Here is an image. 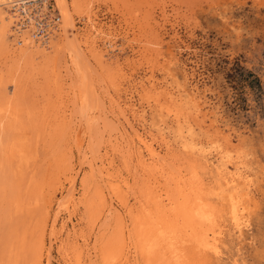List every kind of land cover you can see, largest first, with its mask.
<instances>
[{
	"label": "rangeland",
	"instance_id": "obj_1",
	"mask_svg": "<svg viewBox=\"0 0 264 264\" xmlns=\"http://www.w3.org/2000/svg\"><path fill=\"white\" fill-rule=\"evenodd\" d=\"M67 1L68 33L56 0L0 5V264L161 263L146 248L156 227L205 228L191 208L198 188L214 202L218 147L248 164L247 224L226 223L219 256L186 242L188 253L196 264H264V0ZM43 18L45 42L31 36ZM150 85L190 90L186 113L213 152L182 148ZM13 142L31 167L19 170Z\"/></svg>",
	"mask_w": 264,
	"mask_h": 264
},
{
	"label": "bare ground",
	"instance_id": "obj_2",
	"mask_svg": "<svg viewBox=\"0 0 264 264\" xmlns=\"http://www.w3.org/2000/svg\"><path fill=\"white\" fill-rule=\"evenodd\" d=\"M32 1H37V0H0V5H4V6L8 7L9 11L11 8L18 9L19 6L20 7L23 6V8H25V10H26V6L29 4V2L31 3ZM56 1H57L56 3H58V5H59L58 6L59 12H60L62 18L64 19L65 32L68 33V30H70V28H72V26L74 25L73 24L74 22L72 19V14H71L72 12H70V5H69L67 0H56ZM5 13L7 14V12H5ZM5 13L3 15L0 14V22L3 20H6L5 17H3L5 15ZM11 13H15V11H12ZM10 14L7 16L11 17ZM16 17H15V20L17 19ZM29 18L31 19L30 22L34 20L31 18V16ZM10 20H8V21H10ZM59 20H61V17H59ZM29 23H24V24L29 27L30 26ZM24 24H23V26H24ZM49 33L50 32L48 31L47 35ZM35 34L37 35L36 31H34V28H33V31L31 34L32 38H34L35 40L45 42L46 39L36 37ZM26 35L28 36L29 34H26ZM34 41L29 40L27 44L28 45L31 43L36 44L37 41L36 42H34ZM25 42H27V41H25ZM41 44H43V43H41ZM71 46H73V45H71ZM71 46H69V49L72 48L75 51V53H77L78 52V49L76 48L77 45L74 47H71ZM81 64H83V63H81ZM80 70H81V68H80ZM81 72H82V70H81ZM82 73H84V72H82ZM177 84H178V82H177ZM187 89L182 90L180 87L179 93L176 94L177 92L175 93L172 90H167V89H164L162 91L157 92V89H155L154 85H150V88L144 87L146 94L149 95L150 98L153 97L154 100L157 102L158 107L161 108L162 113H163L161 115V117L164 118L163 116H166V117H172L173 116L172 121L175 125L176 135L181 139V141L184 145V146H182V148L185 146H189V147H192L194 149L198 148V150H200L201 153L202 152L205 153V151L213 152V151H211V148L208 146V144H210V141H204L203 139L202 140L199 139L198 131L195 128L196 126L188 118V115L186 113V107H187V105L195 102L194 101L195 97L190 92V90L188 89L189 90L188 91ZM141 137L139 136L138 138L141 139ZM19 141H21V140H19ZM141 142H142L144 148L146 149V151L148 152L150 158L153 161L160 163L159 161H161L160 160L161 158H160V151L158 150V148L154 144L149 143L146 140L142 139ZM177 142H176V144H177ZM214 143H216V142H214ZM214 143H212V144H214ZM216 145L217 144H215V146ZM9 149L11 150L12 154L13 153L16 154L17 157L20 159V164H19V170L20 171L22 169H24V166L26 168L29 166L31 167V165L29 164V163H31L30 159L32 158L30 155L31 153L29 154V152L26 150L24 144H19L18 142H13L12 145L9 146ZM187 150H188V148H187ZM214 151L217 154V157L219 158V163L217 165H215L216 166V172L218 175V180L216 179L217 180L216 183H214L212 185V187L208 188L209 190H207L209 195L211 197H213L214 202L212 200H209L210 202L207 201L205 199V197L203 195H201V192L199 191V188H198V193H196L197 194L196 198H194V199H196V201L194 200L195 205L193 204L194 206H193V208H191V211L193 209L195 215L200 217L201 222H199V224L200 223L203 224L205 228L203 227L204 228L203 231L197 230L196 232H194V234H192L193 237H187V236L184 237V235L181 236V234L177 232L178 229H176L175 234H172L171 229L174 226L173 227L170 226L169 223L165 224L166 227L164 229H162L160 226L157 225L158 227H156V234H154L153 237L146 239V248H147L149 253H155L156 252L160 255V257H161L160 262L161 263H159V264H196V262H193L192 260H196L197 256H204L205 254H209V253L216 255V256H219L222 252L220 243L223 239L222 236L226 232L225 231L226 223H227V225H229L233 229H235L238 233H242L244 226L247 224L248 218H247L246 213L248 211H247L246 197L248 195L247 192L249 189H247V187H245V186L248 184V182L250 180H247L248 176L245 174L244 170H245V168H247L248 164L245 162V160L233 161L232 159L234 157H232V155H231L232 152L227 147H223L221 149H219V147H218V148H215ZM204 153H202V154H204ZM141 154H144V153H141ZM194 155H196V154H194ZM32 156H34V155H32ZM205 156H207V155H205ZM37 157L38 156H36V158ZM199 157H200V155H199ZM209 159H212V158H209ZM146 161H145V164H146ZM210 161L212 162V160H210ZM214 161H217V160H214ZM200 163H201V161H200ZM209 164H210V162H209ZM149 165H151V164H149ZM148 168H150V167H148ZM206 169H208L207 166H206ZM214 170H212V171H214ZM207 171H209V169ZM212 174L215 175V173H212ZM198 175H199V173H198ZM178 182H179V180H178ZM214 182H215V180H214ZM178 185H180V182L178 183ZM249 186L251 187V185H249ZM72 187H74V186H72ZM191 190H189V192H187V194H185L186 196L184 198L187 200L186 202H188L190 200ZM158 197H159V200L155 199L156 203L155 202L154 203L155 204H157V202H158V204L163 203V199L160 198V196H158ZM249 200H250V198H249ZM28 214H30V212ZM25 215H26V213H25ZM194 219H195V217H194ZM153 222L155 224H158L157 221H153ZM187 223H188V221H187ZM159 224H160V222H159ZM175 226H178V225H175ZM181 228H183V227H181ZM201 229H202V227H201ZM183 234H184V232H183ZM186 242L187 243L189 242L192 244L194 243V247H197L199 249V252L197 250V256L196 257H192V258L190 257L191 254L188 253V250H187L188 247L186 246ZM189 259H191V260H189ZM200 262H202V261H200Z\"/></svg>",
	"mask_w": 264,
	"mask_h": 264
},
{
	"label": "built area",
	"instance_id": "obj_3",
	"mask_svg": "<svg viewBox=\"0 0 264 264\" xmlns=\"http://www.w3.org/2000/svg\"><path fill=\"white\" fill-rule=\"evenodd\" d=\"M38 21L35 29L36 33L42 34V36L47 35V32L49 31V27L51 24L48 21H46L44 18Z\"/></svg>",
	"mask_w": 264,
	"mask_h": 264
}]
</instances>
